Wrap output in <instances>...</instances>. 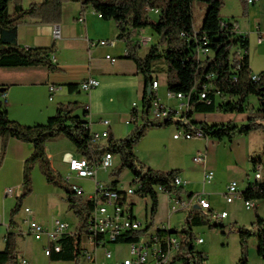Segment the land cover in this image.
Returning a JSON list of instances; mask_svg holds the SVG:
<instances>
[{"label": "trees", "instance_id": "obj_1", "mask_svg": "<svg viewBox=\"0 0 264 264\" xmlns=\"http://www.w3.org/2000/svg\"><path fill=\"white\" fill-rule=\"evenodd\" d=\"M73 0H43L33 2L25 7L23 0H0V67H30L47 66L50 71L58 69L53 62V55L58 49L51 47L25 48L18 43L19 21L31 18L42 23H60L62 21L63 5ZM81 2L83 8L92 6L105 20H114L120 30L118 40L126 45V57L133 60L145 81V91L141 107L133 110L139 121L135 128L125 138L116 139L109 136L106 141L93 140L89 122L73 115L80 103L63 104L57 113L45 123L34 125L22 124L9 116L8 109L2 100V94L8 90L7 86H0V137L2 139L3 159L6 145L12 137L32 143L34 150L27 158L23 173V190L17 198V203L11 211L9 227H17L16 216L22 209L26 196L31 194L32 171L36 165L48 183L61 188L65 192L68 210H72L78 218V229L75 233H65L60 239L61 251H53V258L60 261L78 262L82 257L80 237L88 228L90 213L94 210L93 201L77 195L70 185L52 167L47 153L48 142L59 137H65L75 147L79 155L86 156L91 163H97L106 153L120 157V164L114 171L119 176L123 170L133 174L132 184L139 185L136 190L140 197L151 199L150 215L153 219L158 211L159 192L157 187H163L167 193L182 197L184 186L175 182L179 169L161 171L146 166L138 158L135 148L143 138L147 128L152 126H169L172 124L184 125L186 130L191 127L181 119L169 117L162 123L150 119L151 101L154 92L148 93V86L152 84L153 65L164 59L167 63V88L174 93H184L190 96V108L179 118L191 119L193 113L211 112H243L246 100L250 95L257 96L260 105L256 116H250L248 123L237 125L209 124L191 121V125L200 128L206 137L218 140L232 138L236 135H246L256 130L264 132V123L256 117L264 118V70L260 79L252 80L254 73L249 60V37L235 29L236 21L221 19L222 0H75ZM195 1H204L208 5L206 16L201 29L193 25L192 7ZM245 3V14H248V0ZM158 11V18L153 19L149 12ZM149 28L159 39L150 47L144 57L139 55L140 43L133 40L135 30ZM197 31V32H196ZM184 33V35H182ZM208 40L207 47L210 54L198 57V46L202 37ZM201 43V42H200ZM245 50L244 56L239 59L237 50ZM213 74L211 78L207 76ZM207 84V98L200 97L201 87ZM77 84H69L70 90L77 89ZM262 160V159H259ZM110 186L120 187V181L113 179ZM120 193V194H122ZM194 193H188L192 197ZM244 201L264 199V182L256 180L250 182L241 192ZM212 209L207 211L193 209L186 219L182 230L172 229L180 240V247L171 261V264H206L205 252L196 249L193 228L208 224L210 227H223L220 224H211ZM257 229L258 255L264 260V218L257 216L254 223ZM160 232V230H159ZM168 233V232H167ZM242 255L238 264H248V238L254 233L250 230L239 229ZM142 232L127 231L115 243L130 244L139 240ZM18 234L9 231L5 236V248L0 251V264H19ZM101 238V237H100Z\"/></svg>", "mask_w": 264, "mask_h": 264}, {"label": "crops", "instance_id": "obj_2", "mask_svg": "<svg viewBox=\"0 0 264 264\" xmlns=\"http://www.w3.org/2000/svg\"><path fill=\"white\" fill-rule=\"evenodd\" d=\"M42 1L23 0V4L25 7H28L33 2ZM54 26H58L60 30V35L57 37L53 33ZM17 28L18 43L25 48L51 47L55 45L58 51L53 55V62L57 65L58 69L50 71L47 66L0 67V86L8 87L5 105L12 119L26 125L45 123L49 117L57 113L61 105L80 103L81 106L72 114L88 121L91 131H103L105 125L102 120H108L110 122L108 126L109 134L114 138H125L132 132L131 126L133 123L127 124L126 120L131 117L133 112L131 105L137 101V98L142 103L146 85L136 63L126 57V45L117 38L120 30L114 20H105L92 6L88 5L83 8L81 2L73 0L63 5L62 21L60 23H42L27 17L19 21ZM148 30H150L152 35H156L149 28L138 29L133 33V40L139 42L141 45L139 50L141 57H144L150 49L144 55H141L142 46L147 45L151 40ZM238 31L245 34L244 31L240 30L239 26ZM101 39L116 40V45L113 47L91 45V42H96ZM107 55L115 56L117 58L116 61L111 62L106 58ZM89 77L96 79L98 85L87 92L80 88V83ZM152 77L153 79H158L156 76ZM69 84H77L78 87L75 90H70ZM49 85L59 86V89L52 94L53 99L49 98L51 95ZM160 100L163 104L173 107H177L181 103L176 99L160 98ZM215 113H193L191 119L177 117L175 120L181 119L183 123H188L191 128L194 127L190 124L192 120L209 124L233 122L231 119L234 114L233 112H225L228 113L225 120L208 121L207 116ZM136 122H139V120ZM152 127L154 128L155 126ZM179 128L185 129L182 124L176 125V129L179 130ZM174 134L173 139L176 141L180 139L187 141L199 140L194 149L192 159H189V161H182V159L178 161L167 160L160 164L155 163L154 167H148L161 171L172 169L181 170L179 175L185 181L183 185L185 193L182 197H188V193L205 194L211 203L213 214H219L221 211H218L220 207L213 204L212 198L217 194L223 195L227 190V185L231 181H237L239 191H244L250 182L256 181L255 174L254 180L249 178V170L253 169L255 173V165L258 163L263 165L261 179L259 181L264 182V160H259L257 156L254 158L250 156L252 150L247 140L250 133L236 135L232 138H224L222 140L212 137H197L193 139H185L183 137L174 138ZM102 141L104 142V140ZM33 150L34 146L32 143L12 137L6 145L5 153L1 160L2 139L0 137V251L5 248L6 234L9 231H14L18 234L19 263L22 259H26L28 264H40V245L38 242L43 240L41 247L45 252L49 241L46 236H43L41 239H36L31 234L25 233L27 224L24 223V220L29 217L28 213L25 212V208L32 210L30 218L44 220L48 226H52L53 217L47 221L48 218L39 216V210L36 204L37 197L42 194L46 202L52 203L58 199L59 195L60 198H64L65 200V192L64 196L58 193L56 190L58 187L48 183L39 168L35 167L32 171L33 190L27 198L28 205L24 208L25 215L21 219L19 214L16 216L17 227L15 229L9 227L11 211L15 207L17 198L23 190L25 161L32 154ZM198 151L205 154V159L201 163H197L198 171H194L192 178H197L199 175L203 189H205L206 184L204 185L203 183L205 171L212 170L214 172L213 180L215 179V174H225L226 176L223 183H221L222 185L217 187L220 193L213 192L211 189L201 193L190 187L191 177L188 171V165L191 161L195 162L193 158ZM47 153L52 167L61 175L63 180L70 173L68 160L71 157L81 156L76 152L74 145L65 137H59L48 142ZM145 158H147L146 160L148 162L153 163L152 159L146 156ZM145 165L147 166V164ZM73 178L81 179L72 176L71 180ZM218 181V183L221 182L220 179ZM212 182L207 184H212ZM8 188L14 189L15 193L13 195H7L6 190ZM165 195L167 196L168 205L169 197L167 193ZM132 202L135 206V202ZM252 203L257 205L255 201H252ZM191 208L199 209L197 205H193ZM49 210L55 212V208L52 206L48 207ZM69 211L76 217L72 210ZM172 216L169 218L168 215L167 221L164 222L171 223ZM228 216L229 214L225 218ZM161 224L153 227L151 223V229L154 230ZM77 229L78 224L73 228L71 227V231L73 232H77ZM108 243L113 242L94 245L87 240L84 232L80 237V245L84 244L90 251H93L96 256V261L100 264L120 263L129 257L130 250L128 254L125 252L121 254L116 246L108 247ZM106 249L111 251V257L109 258L105 255ZM45 256L44 264H91L83 254L78 262L54 259L53 252L50 256L45 253ZM258 257L260 256L258 255Z\"/></svg>", "mask_w": 264, "mask_h": 264}, {"label": "rangeland", "instance_id": "obj_3", "mask_svg": "<svg viewBox=\"0 0 264 264\" xmlns=\"http://www.w3.org/2000/svg\"><path fill=\"white\" fill-rule=\"evenodd\" d=\"M223 5L221 8V19L225 21H236L240 30L244 31L245 34L249 37V60L250 66L254 73H259L264 70V44L259 43L258 37V28H261V32L264 33V0H257L254 4H250L248 8V14H245V3L243 0H222ZM208 5L204 1H195L193 3L192 12H193V25L196 29H201ZM149 15L155 20L158 18V12L150 11ZM148 34L151 37V40L147 45L142 46L141 55H144L146 51L156 43L159 39L157 35H152L150 30ZM115 57V56H114ZM152 76L158 77L160 81V88L158 89V96L160 98L166 99L167 88V63L164 59L156 61L153 65ZM129 99V97H128ZM137 103L141 105L140 99L137 98ZM260 102L255 95H250L245 104V110L243 112H233L232 115V124L245 125L248 123L250 116H256L258 112ZM133 108V104L131 105ZM228 113H215L213 115H208L207 120L212 121H221L225 120V117ZM256 120L264 123V118L256 117ZM227 121V120H226ZM142 122L139 121L137 124L140 125ZM132 130L135 128V123L132 124ZM183 128H179L182 130ZM178 131L176 129V124L169 126H155L149 127L146 130L143 138L138 142L135 148V152L141 162L147 164V166L154 167L155 163L160 164L162 162L169 161H182L192 159L194 155V149L199 142L198 139L187 141L180 139L178 141L173 139L174 132ZM107 139H104L106 141ZM249 147L252 152L251 157H259V159L264 160V132L261 130L253 131L249 134L247 138ZM103 142V141H102ZM153 160L148 162L146 160ZM120 164V157L114 155L113 157V166L107 170L100 169L98 174V180L103 183H109L113 179H118L120 181L121 189H128L134 187L132 184L133 174L129 170H123L119 176H114V171L118 168ZM197 163L192 162L188 165V171L190 174V187L198 192H203L211 189L213 192L220 193L217 190L218 186H221L225 178V174H215V179L212 184H206L205 189H203L202 182L198 175L197 178H192L194 171H198ZM35 167H38L36 165ZM34 167V169H35ZM33 169V170H34ZM40 170V168H39ZM41 172V170H40ZM42 174V173H41ZM254 171L249 170V178L254 180ZM69 175V174H68ZM66 175V176H68ZM42 176V175H41ZM65 179V178H64ZM73 178L70 183L77 184L83 188L85 195H89L95 190V182L92 179H75ZM218 179L221 180L218 183ZM65 181V180H64ZM32 188H33V179H32ZM58 193L63 194L64 191L61 188H56ZM204 192V193H205ZM30 195V194H29ZM24 198V203L22 206V211L19 213V217L25 215L24 208L27 204V198ZM37 197V206L39 210V216L43 218L59 219L66 221L70 224V227H74L78 224V218L68 210L67 203L64 198H60L53 201L52 203L46 202L44 196ZM130 200L135 202L134 214L137 219L142 222L143 226H146L147 222L152 223L153 227H156L159 224L167 223L169 208L167 205V196L164 192H159V206L158 211L154 218H151L150 208H151V199L140 197L137 193L130 197ZM214 205L220 207L219 212L222 210L227 211L229 216L227 218H215L211 217V224H220L223 227H210L208 224L196 226L193 228V234L195 236V245L196 249L199 251L205 252L207 256L206 264H238L239 259L242 255V247L240 240L239 229L242 227L244 230H250L254 232L247 241V251H248V264H264V260L258 257V239H257V229L254 223L257 221V216L264 218V199L255 200L257 205H253L250 209H247L244 204V200L241 197H236L235 202L232 204L226 203L223 199V195L217 194L212 198ZM52 206L55 208V212L48 211V207ZM192 208H186L175 213L171 218V228L176 230H182L188 214L192 211ZM220 212V213H221ZM40 220V219H39ZM44 221V220H41ZM46 221V220H45ZM76 224V225H75ZM161 224V225H162ZM197 238H203L202 243L197 242ZM40 245L39 255L40 264H44L45 252L41 247L43 240L39 241ZM108 247L116 246L121 254L124 252L129 253L130 245L129 244H113L108 243ZM128 258H132V255L129 254ZM123 261V260H122Z\"/></svg>", "mask_w": 264, "mask_h": 264}, {"label": "built area", "instance_id": "obj_4", "mask_svg": "<svg viewBox=\"0 0 264 264\" xmlns=\"http://www.w3.org/2000/svg\"><path fill=\"white\" fill-rule=\"evenodd\" d=\"M257 0H248L249 4H254ZM158 12L157 10H154ZM235 29L238 30V25H235ZM197 32V31H196ZM53 33L57 37L60 35V30L58 26L53 27ZM184 35V33L182 34ZM259 43L264 44V33L258 28ZM201 42V43H200ZM198 46V57L206 56L210 54V49L207 47L208 40L206 36H203ZM91 45L100 46H115L116 40L113 39H101L96 42H91ZM127 54V53H126ZM245 54V50L238 49L237 55L241 59ZM111 62L116 61V57L111 55L106 56ZM213 74L207 76L211 78ZM252 80L257 81L260 79L259 73H253L251 75ZM98 85V81L92 77H89L80 83V88L84 91H90L92 88ZM151 86V91L154 92V99L151 101L150 119L158 123H162L171 117L179 118L184 112H187L190 108L189 100L190 96L183 93V98H174V92L167 90L166 97L168 99H176L181 103L177 107L165 105L161 102L158 96L159 81L158 79H153ZM59 89V86L49 85V91L51 95L50 99H53V93ZM209 85L204 84L200 89V97L203 99L207 98V91ZM7 99V93L2 94V100L4 103ZM140 109L137 103H133V110ZM138 119L137 115L132 112L131 117L126 120L127 124L135 123ZM105 125V129L100 132H92L93 140L101 142V140L107 139L110 134L108 126L110 122L108 120H102ZM183 137L185 139H193L206 137L204 132L197 127H193L190 130L182 129L178 130L174 134V138ZM205 159V154L198 151L194 156L193 160L196 163H201ZM69 175L65 178L66 182L70 185V188L80 196H84L86 200L93 201L95 204L94 210L90 213L88 219V228L84 232L85 237L92 244L101 245L106 242L115 243L118 238H120L127 231H138L142 232L139 235V240L130 243V254L132 258L124 259L120 263L115 264H171L172 259L176 255L179 247L180 240L179 237L170 232L172 230L170 223H163L156 229H151V223L147 222L146 226H143L136 215L134 214V203L130 200V197L135 194L136 190L140 187L135 185L127 190L125 189V194H118V188L110 186L109 183H103L98 180V169L107 170L113 166V155L111 153H106L97 163H91L86 156L71 157L68 160ZM263 168L262 164L255 165V178L256 180L261 179V170ZM72 176L77 178H88L95 182V190L89 195H85L83 188L77 184L70 183ZM214 178V172L212 170L205 171L203 175L204 185L212 182ZM175 182L179 186H183L185 181L180 177L176 176ZM158 192H165L163 187H157ZM15 193L14 189L8 188L6 190L7 195H13ZM169 197V218L180 210L191 208L193 205L199 206L201 210L211 209V203L205 194H194L192 197H179L174 194L167 193ZM241 192L238 188L237 181H231L227 185V190L223 194V198L226 203H234L236 197H240ZM245 207L250 209L254 203L249 201H244ZM25 212L28 213L29 217L24 220L27 224V230L25 233L31 234L36 239H41L46 236L49 243L45 249L46 255L50 256L53 251L60 252L61 245L59 244V239L65 233H75L71 231L70 224L66 221L59 219H54L52 226H48L44 221L36 218H30L32 210L30 208H25ZM228 215L227 211L221 213H214L215 218H225ZM160 230V232H159ZM168 232V233H167ZM101 237V238H100ZM198 243L203 242V238H197ZM81 250L85 258L91 264H100L96 261V256L93 251H90L84 244H81ZM105 255L107 258L111 257V251L106 249ZM19 264H28L26 259H22ZM105 264V263H103Z\"/></svg>", "mask_w": 264, "mask_h": 264}, {"label": "bare ground", "instance_id": "obj_5", "mask_svg": "<svg viewBox=\"0 0 264 264\" xmlns=\"http://www.w3.org/2000/svg\"><path fill=\"white\" fill-rule=\"evenodd\" d=\"M174 98H183V93H174ZM258 164H261V163H258ZM120 193H122V191L120 189H118V194H120ZM122 194H124V193H122ZM250 203H252V201H250Z\"/></svg>", "mask_w": 264, "mask_h": 264}, {"label": "water", "instance_id": "obj_6", "mask_svg": "<svg viewBox=\"0 0 264 264\" xmlns=\"http://www.w3.org/2000/svg\"><path fill=\"white\" fill-rule=\"evenodd\" d=\"M147 90H148V93L151 92V86L150 85L148 86ZM197 207L199 208V206H197Z\"/></svg>", "mask_w": 264, "mask_h": 264}]
</instances>
